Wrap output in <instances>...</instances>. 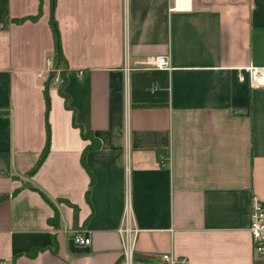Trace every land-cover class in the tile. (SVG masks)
Listing matches in <instances>:
<instances>
[{
	"label": "crops",
	"instance_id": "1",
	"mask_svg": "<svg viewBox=\"0 0 264 264\" xmlns=\"http://www.w3.org/2000/svg\"><path fill=\"white\" fill-rule=\"evenodd\" d=\"M54 1L0 0V264H264V0Z\"/></svg>",
	"mask_w": 264,
	"mask_h": 264
},
{
	"label": "built area",
	"instance_id": "2",
	"mask_svg": "<svg viewBox=\"0 0 264 264\" xmlns=\"http://www.w3.org/2000/svg\"><path fill=\"white\" fill-rule=\"evenodd\" d=\"M148 64L159 69L169 68V60L164 55H158L150 58L148 60ZM250 82L252 86H264V68L252 69L250 71ZM249 230L252 236L254 255L257 259H262L264 257V201L257 195H253L252 197V210ZM120 233L125 237V264H133L135 254L133 248H131L130 244H128V240L130 238L129 235L132 233L136 234L137 230L133 229L129 222H126L125 225L120 229ZM73 240L78 245H90L92 241L91 236L84 233L83 231H75L73 233ZM162 260L168 262V264H174V260L167 254L162 256Z\"/></svg>",
	"mask_w": 264,
	"mask_h": 264
},
{
	"label": "trees",
	"instance_id": "3",
	"mask_svg": "<svg viewBox=\"0 0 264 264\" xmlns=\"http://www.w3.org/2000/svg\"><path fill=\"white\" fill-rule=\"evenodd\" d=\"M55 1L53 0L52 6H54ZM40 11L42 10V0H40V5H39ZM38 16L36 17H29L30 19H36ZM25 19H21L20 21H23ZM50 26L54 35V40H55V49H54V55H53V63H54V67L55 68H59L62 64V61L64 60V54H63V50H62V45H61V40H60V32H59V27H58V22L55 18L54 15V10H52L51 12V17H50ZM55 74L51 73L50 74V79L49 81L54 77ZM63 77H65V73L62 72ZM48 83L46 84V89H45V97H46V103H47V109H49L50 106V100H49V94H48ZM61 94H63L62 92V88L60 89ZM75 125L76 122H74ZM47 139H46V144L45 147L40 155V158L38 159V161L36 162V164L34 165V167L31 169V171H29V174H33L42 164V162L44 161L45 157L47 156V153L49 151V147H50V127L49 124H47ZM82 135L86 138L88 137L90 134L86 133L84 131V129H82ZM93 182V179H92ZM88 195V194H87ZM7 198V196H3L0 198V203ZM54 226H57L58 224V215H55V218L51 221ZM43 247H38V246H33L31 247L27 252L25 253H20L18 255H16L12 262L10 264H15V260L18 256L20 255H26L29 257H34L38 254L39 251L43 250ZM134 259L136 260V258L134 257Z\"/></svg>",
	"mask_w": 264,
	"mask_h": 264
},
{
	"label": "rangeland",
	"instance_id": "4",
	"mask_svg": "<svg viewBox=\"0 0 264 264\" xmlns=\"http://www.w3.org/2000/svg\"><path fill=\"white\" fill-rule=\"evenodd\" d=\"M58 70H59L58 68H53L51 73L55 74L54 76H59Z\"/></svg>",
	"mask_w": 264,
	"mask_h": 264
}]
</instances>
